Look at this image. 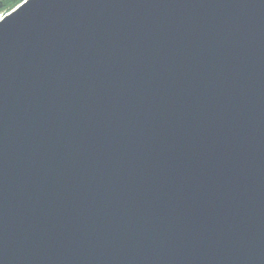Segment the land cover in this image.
Listing matches in <instances>:
<instances>
[{
    "label": "water",
    "instance_id": "95a60500",
    "mask_svg": "<svg viewBox=\"0 0 264 264\" xmlns=\"http://www.w3.org/2000/svg\"><path fill=\"white\" fill-rule=\"evenodd\" d=\"M0 264H264V0L1 19Z\"/></svg>",
    "mask_w": 264,
    "mask_h": 264
},
{
    "label": "trees",
    "instance_id": "16d2710c",
    "mask_svg": "<svg viewBox=\"0 0 264 264\" xmlns=\"http://www.w3.org/2000/svg\"><path fill=\"white\" fill-rule=\"evenodd\" d=\"M24 0H0V11L9 12Z\"/></svg>",
    "mask_w": 264,
    "mask_h": 264
},
{
    "label": "rangeland",
    "instance_id": "374dc122",
    "mask_svg": "<svg viewBox=\"0 0 264 264\" xmlns=\"http://www.w3.org/2000/svg\"><path fill=\"white\" fill-rule=\"evenodd\" d=\"M24 1L22 3H24ZM22 3H20L18 6H20ZM18 6H16L14 9H12L9 12H2V11H0V20L3 19L6 15L10 14L12 11H14Z\"/></svg>",
    "mask_w": 264,
    "mask_h": 264
}]
</instances>
